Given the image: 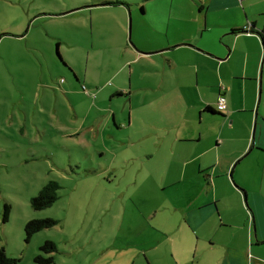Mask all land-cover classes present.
<instances>
[{"label":"rangeland","instance_id":"rangeland-1","mask_svg":"<svg viewBox=\"0 0 264 264\" xmlns=\"http://www.w3.org/2000/svg\"><path fill=\"white\" fill-rule=\"evenodd\" d=\"M199 1L0 0V247L17 264H40L36 258L47 241L57 247L54 264H146L139 249L124 246V226L139 216L132 204L144 193L143 211L156 203L165 207L166 226L179 232L184 261L222 264L225 246H209L219 240L211 232L219 219L216 208L194 211L204 222L197 231L190 222L180 230L184 214L171 210L188 202L195 210L209 200L208 188L193 181L195 175L186 191L169 184L165 189V169L152 168L151 181L133 189V180L146 178L139 177L147 162L135 142L141 130L124 96H113L124 90V57L133 27L205 26ZM242 4L248 26L252 21L264 26V0ZM221 19L219 26L226 23ZM242 21L235 16L232 25L247 26ZM49 181L60 184L59 199L47 209H33L32 198ZM250 190L264 194L262 187ZM210 193L219 198L223 216L241 217L239 198L228 185L217 179ZM5 205L11 207L7 222ZM47 218L57 225L28 239L27 223ZM131 225L139 227L138 222ZM153 261L170 264L154 255Z\"/></svg>","mask_w":264,"mask_h":264},{"label":"crops","instance_id":"crops-1","mask_svg":"<svg viewBox=\"0 0 264 264\" xmlns=\"http://www.w3.org/2000/svg\"><path fill=\"white\" fill-rule=\"evenodd\" d=\"M243 1L247 0L199 1L205 26H134L129 38L124 26L132 45H126L124 90L113 92V96H124L136 112L141 130L135 142L147 162L139 177L146 178L133 180V189L139 191L151 181L152 168L165 169L161 182L165 189L169 184L186 191L193 184L190 176L195 175L193 181L208 188L209 200L195 210L192 202L171 210L184 214L180 230L190 222L197 231L204 222L194 211L211 205L216 208L219 219L211 232L219 240L209 246H225L222 264H264V194L251 191L264 190V26L252 21L248 29L250 17ZM239 15L247 26L232 25ZM220 16L226 22L220 20L223 26H219ZM82 90L88 93L85 86ZM221 96L227 100L225 111L218 109ZM132 122L126 125L127 131ZM146 144L149 147L144 148ZM217 179L238 196L241 217L223 216L219 198L210 193ZM146 202L144 193L132 204L139 216L124 226V246L139 249L146 264H154L153 255L170 264H195L181 257L179 232L166 226L165 207L156 203L145 212L142 205ZM127 207L125 203L124 223ZM134 222L139 227H133ZM128 239L138 240L137 244L129 245ZM207 240L213 241L209 236ZM163 247L166 251H160Z\"/></svg>","mask_w":264,"mask_h":264},{"label":"trees","instance_id":"trees-1","mask_svg":"<svg viewBox=\"0 0 264 264\" xmlns=\"http://www.w3.org/2000/svg\"><path fill=\"white\" fill-rule=\"evenodd\" d=\"M116 4V3H115ZM243 30H234V32H238ZM264 36V33H263ZM262 41L264 43V37H262ZM209 111L212 113H217L213 109L209 108ZM61 189L60 184L57 181H49L39 192V194L32 198L31 205L35 210H44L51 206H53L56 201L59 199V190ZM10 209L9 205L4 206V222H7L10 217ZM57 221L54 219H39L33 220L27 223L25 227V232L30 239L36 233L44 231L46 229H50L57 225ZM40 251L42 252L36 258V261L40 264H54L55 260L53 254L57 251L56 244L52 241H47L44 245L40 247ZM17 260L13 258H9L6 254V251L3 247H0V264H17Z\"/></svg>","mask_w":264,"mask_h":264},{"label":"built area","instance_id":"built-area-1","mask_svg":"<svg viewBox=\"0 0 264 264\" xmlns=\"http://www.w3.org/2000/svg\"><path fill=\"white\" fill-rule=\"evenodd\" d=\"M249 30H251L252 29V26H249V28H248ZM227 100H226V98L224 97V96H221L220 98H219V103H218V109L220 110V111H225V110H227ZM252 216V215H251Z\"/></svg>","mask_w":264,"mask_h":264}]
</instances>
